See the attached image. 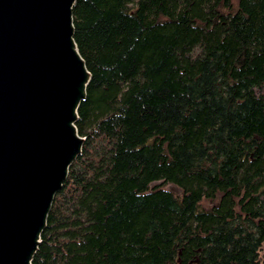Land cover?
Masks as SVG:
<instances>
[{
	"label": "trees",
	"instance_id": "obj_1",
	"mask_svg": "<svg viewBox=\"0 0 264 264\" xmlns=\"http://www.w3.org/2000/svg\"><path fill=\"white\" fill-rule=\"evenodd\" d=\"M72 23L84 140L31 264H261L264 0H75Z\"/></svg>",
	"mask_w": 264,
	"mask_h": 264
},
{
	"label": "water",
	"instance_id": "obj_2",
	"mask_svg": "<svg viewBox=\"0 0 264 264\" xmlns=\"http://www.w3.org/2000/svg\"><path fill=\"white\" fill-rule=\"evenodd\" d=\"M75 0H0V264H31L55 194L80 154L90 74Z\"/></svg>",
	"mask_w": 264,
	"mask_h": 264
},
{
	"label": "rangeland",
	"instance_id": "obj_3",
	"mask_svg": "<svg viewBox=\"0 0 264 264\" xmlns=\"http://www.w3.org/2000/svg\"><path fill=\"white\" fill-rule=\"evenodd\" d=\"M164 187L166 189H169L175 194H179V190L171 184H165ZM206 205H208V203ZM261 261H262L261 264H264V242L262 243V247H261Z\"/></svg>",
	"mask_w": 264,
	"mask_h": 264
}]
</instances>
